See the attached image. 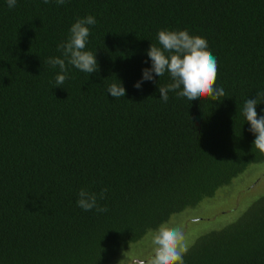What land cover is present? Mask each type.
<instances>
[{
	"label": "trees",
	"instance_id": "1",
	"mask_svg": "<svg viewBox=\"0 0 264 264\" xmlns=\"http://www.w3.org/2000/svg\"><path fill=\"white\" fill-rule=\"evenodd\" d=\"M92 15L85 50L98 71L67 64L58 45ZM161 30L207 40L219 101H188L142 80ZM122 82L116 99L108 86ZM264 91V0H0V264H110L174 214L264 163L243 106ZM264 116V103L257 105ZM84 188L108 211L77 205ZM184 264H264V195L197 238Z\"/></svg>",
	"mask_w": 264,
	"mask_h": 264
},
{
	"label": "clouds",
	"instance_id": "2",
	"mask_svg": "<svg viewBox=\"0 0 264 264\" xmlns=\"http://www.w3.org/2000/svg\"><path fill=\"white\" fill-rule=\"evenodd\" d=\"M57 5H64L66 0H55ZM49 3V0H44ZM9 8H15L17 0H7ZM96 19L89 15L78 19L70 28V35L66 42L59 44L60 57H50L47 64L52 67L59 66L60 74L56 76V87H61L67 77V64L74 66L88 74L98 71L96 53L86 51V45L90 35V25H95ZM160 47L152 44L147 50L151 60V68L143 69L142 80L134 87L140 89L143 81H154L166 73L172 82L159 86L160 99L165 103L169 99V92H176L178 97H184L188 101H200L202 98H210L219 101L225 97L223 87H217L218 62L208 50L207 40L200 36L190 35L187 30L169 31L161 30L158 33ZM108 93L116 99L126 95V89L122 82L112 83L108 86ZM257 99H247L243 106V116L251 125L249 131L255 135L254 148L264 155V116L257 112V105L264 103V91L257 92ZM108 189H103L99 194L82 188L78 193L77 205L84 211L95 209L98 213L107 212V207H101L98 200L106 198ZM154 255L147 264H184L183 256L188 248L185 235L180 227H168L161 225L153 236ZM143 264V262H142Z\"/></svg>",
	"mask_w": 264,
	"mask_h": 264
},
{
	"label": "rangeland",
	"instance_id": "3",
	"mask_svg": "<svg viewBox=\"0 0 264 264\" xmlns=\"http://www.w3.org/2000/svg\"><path fill=\"white\" fill-rule=\"evenodd\" d=\"M263 195L264 163L253 164L229 185L219 188L213 197L205 198L197 206L172 215L163 225L180 227L189 248L198 237L235 222ZM156 231H149L110 264H147L154 255L152 239Z\"/></svg>",
	"mask_w": 264,
	"mask_h": 264
}]
</instances>
